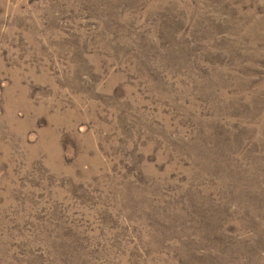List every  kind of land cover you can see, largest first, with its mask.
I'll return each mask as SVG.
<instances>
[{
    "label": "rangeland",
    "instance_id": "rangeland-1",
    "mask_svg": "<svg viewBox=\"0 0 264 264\" xmlns=\"http://www.w3.org/2000/svg\"><path fill=\"white\" fill-rule=\"evenodd\" d=\"M0 264H264V0H0Z\"/></svg>",
    "mask_w": 264,
    "mask_h": 264
}]
</instances>
